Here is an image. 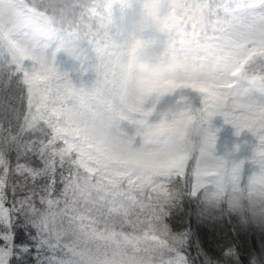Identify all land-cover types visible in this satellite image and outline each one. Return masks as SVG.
<instances>
[{"label":"snow or ice","instance_id":"obj_1","mask_svg":"<svg viewBox=\"0 0 264 264\" xmlns=\"http://www.w3.org/2000/svg\"><path fill=\"white\" fill-rule=\"evenodd\" d=\"M178 2L179 10L165 13L182 66L176 79L179 89L199 94L202 108L185 106L163 117L160 130L196 116H222L237 136L252 133L257 150H264V103L252 96L264 94V74L248 71L264 63V17L248 26L213 20L199 33L187 16L206 8V0ZM96 51V88L108 98L100 135L86 134L68 118L69 110H78L94 126L95 106L54 62L18 52L0 64V264L11 258L18 212L38 231L40 264H112L109 256L120 251L128 254L127 264H182V241L165 223L180 196L174 189L191 182L196 195L225 161L158 164L149 140L154 108L145 110L143 97L129 103L119 92L126 53L114 42ZM124 121L136 126L134 136L122 129ZM239 168L233 165L234 172Z\"/></svg>","mask_w":264,"mask_h":264},{"label":"trees","instance_id":"obj_2","mask_svg":"<svg viewBox=\"0 0 264 264\" xmlns=\"http://www.w3.org/2000/svg\"><path fill=\"white\" fill-rule=\"evenodd\" d=\"M23 1L55 34L56 48L61 49L55 64L57 70L77 89L88 91L96 87L98 75H94L96 79L92 80L86 75L90 74V64H99L97 47L107 42H123L116 21V12L122 4L115 0ZM239 2L242 0H206L211 21L222 16L225 6H230L232 10ZM12 57V52L3 47L0 39V64ZM248 71L250 74H264V63L252 65ZM241 84L246 85L243 81ZM172 103L177 105L173 106ZM153 106H158L161 112L167 109L163 116L170 118L171 114L185 106L191 107L193 111L200 109L202 103L196 92L183 95L176 91L158 104L153 101ZM158 122L160 118L149 121L150 124ZM248 157L243 170V181L246 183L250 181ZM57 187L59 189L61 186ZM208 196L207 189L193 195L189 182L183 186L179 199L168 209L165 223L171 233L182 241L177 249L183 258L182 264H264V229L251 224L244 226L237 217L227 214L223 208L209 207ZM37 206L43 207L38 202ZM38 245L37 229L31 225L25 213L18 212L12 227V255L7 264H40ZM0 246H5L3 240H0ZM42 254L48 255L46 251Z\"/></svg>","mask_w":264,"mask_h":264},{"label":"clouds","instance_id":"obj_3","mask_svg":"<svg viewBox=\"0 0 264 264\" xmlns=\"http://www.w3.org/2000/svg\"><path fill=\"white\" fill-rule=\"evenodd\" d=\"M128 6L131 0H115ZM16 0H0V35H7L20 26L19 10ZM169 7L177 10L182 7L176 3L165 5L163 0H142V10L139 18L133 23L136 33L151 30L164 37V55L157 59L154 56L153 44L149 41L135 38L130 44L122 61L120 71L119 92L129 103L137 97H143L145 102L159 103L163 98L171 96L179 89L176 74L181 70V64L176 55V46L167 34L165 13ZM206 8L188 14L187 23L199 33L208 32L211 19ZM90 104L94 105L93 117L95 125L88 115L78 110H69L68 118L80 126L86 134L100 135L105 126V105L108 98L98 88L86 91ZM215 117L196 116L175 125L160 130V122L153 124L149 132L150 146L154 151V159L160 165L174 163L183 165L196 157L202 166L212 167L220 160L216 156L218 137L212 130V120ZM256 149L252 163L259 169L249 182L242 180L243 165L239 173L233 171V165L226 160L224 166L215 170L206 178V189H211L207 198L209 207L223 208L227 214L235 216L239 222L248 226L264 229V154ZM183 185L175 187L173 194L179 196ZM156 257H159L157 252ZM112 264H127L128 254L120 251L109 256ZM148 264H159L158 259Z\"/></svg>","mask_w":264,"mask_h":264},{"label":"rangeland","instance_id":"obj_4","mask_svg":"<svg viewBox=\"0 0 264 264\" xmlns=\"http://www.w3.org/2000/svg\"><path fill=\"white\" fill-rule=\"evenodd\" d=\"M15 6L19 10L20 26L10 34L0 35L3 47L9 49L13 56L18 52H22L27 55L44 58L56 64L60 57L61 49L56 48L57 42L55 34L50 32L45 22L33 10L29 9L23 0H16ZM141 10L142 0H131L128 6L122 4L116 12L118 17L116 21L121 29L120 34L123 36V42L117 45L126 53L133 40L140 38L153 44L154 56L159 59L164 55L163 50H161L164 37L151 30L136 33L132 29V25L139 18ZM261 17H264V0H242V2L235 4V8L232 10H230V6H225L222 10V16L214 20L230 26H248L257 22ZM97 65L90 64L89 66L90 74L86 75V77L90 80L93 78L96 79L94 75H97ZM242 86L247 87V84ZM177 91H180L183 95H191L194 93V91L187 89H178ZM252 96L254 99L264 103V94L253 92ZM172 104L173 106L175 105V103ZM157 107L153 106V101H148L144 104L145 110L154 108V113L149 121H154L159 118L161 120L164 117L163 113L167 109L161 112L158 111ZM121 127L129 136L136 134V126L128 121L122 122ZM212 130L218 137L216 148L217 158L224 159L232 165H243L244 170V163L248 155V177L251 180L256 172L259 171L252 163L259 143L256 137L247 131L237 136L236 129L230 124H227L222 116H217L212 120ZM241 175L243 180V171ZM210 191L211 189H207L208 194Z\"/></svg>","mask_w":264,"mask_h":264}]
</instances>
